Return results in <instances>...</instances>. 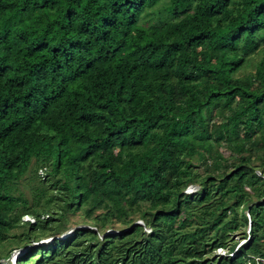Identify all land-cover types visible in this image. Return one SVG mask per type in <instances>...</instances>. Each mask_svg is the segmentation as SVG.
<instances>
[{
  "label": "trees",
  "instance_id": "obj_1",
  "mask_svg": "<svg viewBox=\"0 0 264 264\" xmlns=\"http://www.w3.org/2000/svg\"><path fill=\"white\" fill-rule=\"evenodd\" d=\"M15 248L0 264H264V0H0Z\"/></svg>",
  "mask_w": 264,
  "mask_h": 264
},
{
  "label": "rangeland",
  "instance_id": "obj_2",
  "mask_svg": "<svg viewBox=\"0 0 264 264\" xmlns=\"http://www.w3.org/2000/svg\"><path fill=\"white\" fill-rule=\"evenodd\" d=\"M249 66V65H248ZM244 70V72L246 71V70H248V68L246 67L245 69H243ZM30 167H33V165H31ZM31 171L32 170H28L25 174H24V176L21 178V179H19L18 181H17V183L15 184L16 185V187H18L19 188V190H21V191H23L28 197H30L31 196V194H32V188H33V184L36 182V178H35V176L33 175V173H31ZM189 187V186H188ZM188 187H187V191H190V190H194V186H190V188L188 189ZM86 217L83 215V210H81V211H75V212H73V213H69L68 214V217H67V226H66V228L65 229H70V228H73L74 226H88V224H86V222H85V219ZM31 221H33V219L31 220ZM74 224H76V225H74ZM116 224V226H121L122 224H117V223H115ZM74 225V226H73ZM27 228H28V225L27 224H25V223H21L20 225H18L17 227H14V228H12L11 230H10V237H9V239H8V241H6V243H5V248L6 249H8L9 247H15L16 245V243H19V242H21L22 241V237H20V236H22V232H24V231H26L27 230ZM62 227H60V230H57V231H55L56 233H58V234H60V232L61 231H65L64 229H61ZM147 231H149V228H145ZM110 230V229H109ZM241 230H237V231H235L234 233H232V237L234 238V239H236V240H239L240 242H241V232H240ZM106 232V231H105ZM48 234H49V232L48 231H46L45 232V236L47 235V237H43V236H41L42 238H39L38 240H34V238H32V239H24L23 241H30L32 244H31V246H33V245H38V244H41V243H43V241L42 240H44V241H48V240H51V237H48ZM33 236V235H32ZM50 238V239H49ZM239 242V243H240ZM38 243V244H37ZM28 247H31L30 245H27ZM24 247V246H23ZM16 249V248H15ZM14 251V249H11V251H10V254L12 253ZM226 253V249H223V248H219V249H216V252L215 253H212V254H209V255H207L209 258H211V260H213V255H217V254H225ZM10 254H9V256H10ZM12 255V254H11ZM34 258V256L32 257V259ZM8 259H10L11 260V258L9 257V258H6V259H2V258H0V261H7ZM9 260V261H10ZM12 262H14L13 260H12Z\"/></svg>",
  "mask_w": 264,
  "mask_h": 264
},
{
  "label": "clouds",
  "instance_id": "obj_3",
  "mask_svg": "<svg viewBox=\"0 0 264 264\" xmlns=\"http://www.w3.org/2000/svg\"><path fill=\"white\" fill-rule=\"evenodd\" d=\"M26 216V215H25ZM25 216L23 217V219H25ZM26 220V219H25ZM28 220V219H27ZM137 222H142L141 220H138ZM71 229V228H70ZM70 229H68V230H65V231H63V232H61L60 234H58V236H65V235H67L68 234V232L70 231ZM107 231H110V230H107ZM50 239V238H49ZM43 241V243H45V242H47V241H44V240H42ZM38 244V243H37ZM21 252H22V250L20 249V248H16V249H14V251L11 253L12 255H10V258H12V260H15L16 258H17V256L18 255H20L21 254Z\"/></svg>",
  "mask_w": 264,
  "mask_h": 264
},
{
  "label": "built area",
  "instance_id": "obj_4",
  "mask_svg": "<svg viewBox=\"0 0 264 264\" xmlns=\"http://www.w3.org/2000/svg\"><path fill=\"white\" fill-rule=\"evenodd\" d=\"M189 188H190V186L188 187V189H189ZM194 188H195V187H194ZM190 191H191V190H190ZM25 219H26V220H27V219H28V220H32L33 218H31L30 216L26 215V216H25Z\"/></svg>",
  "mask_w": 264,
  "mask_h": 264
},
{
  "label": "water",
  "instance_id": "obj_5",
  "mask_svg": "<svg viewBox=\"0 0 264 264\" xmlns=\"http://www.w3.org/2000/svg\"><path fill=\"white\" fill-rule=\"evenodd\" d=\"M107 232H109V231H106L105 233H107Z\"/></svg>",
  "mask_w": 264,
  "mask_h": 264
}]
</instances>
